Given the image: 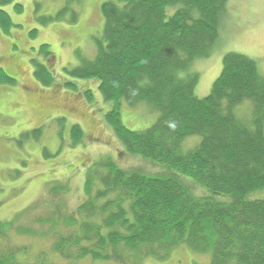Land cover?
<instances>
[{
	"label": "trees",
	"instance_id": "trees-1",
	"mask_svg": "<svg viewBox=\"0 0 264 264\" xmlns=\"http://www.w3.org/2000/svg\"><path fill=\"white\" fill-rule=\"evenodd\" d=\"M12 1L0 0L1 26L9 25L1 5ZM78 1L63 0L42 19L73 22ZM226 6L227 0L101 1L94 55L78 51L79 63L64 70L98 80L112 104L105 119L124 150L157 168H121L111 156L99 157L85 172V198L74 210L65 205L67 184L49 182L41 202L52 205L50 213L31 215L29 205L0 221V264H55L46 251L20 262L27 251L12 233L49 237L50 251L69 264L87 256L141 264L182 246L208 253L207 264H264V199L250 197L264 189V75L255 60L231 51L210 92H194L193 62L212 51ZM34 76L44 85L52 78L41 63ZM0 79L13 81L1 69ZM123 103L143 104L156 119L131 129L121 120ZM71 131L79 140L80 129Z\"/></svg>",
	"mask_w": 264,
	"mask_h": 264
},
{
	"label": "rangeland",
	"instance_id": "rangeland-1",
	"mask_svg": "<svg viewBox=\"0 0 264 264\" xmlns=\"http://www.w3.org/2000/svg\"><path fill=\"white\" fill-rule=\"evenodd\" d=\"M101 1L76 2L73 22L42 19L55 15L63 0H13L1 5L9 25H0V69L14 78L5 83L0 79V221L10 220L29 205H34L31 215L50 213L52 205L41 201L52 181L67 184L65 205L74 210L85 198V172L99 157L111 156L121 168L144 172L157 168L124 150L105 119L112 104L104 100L98 80L72 77L64 70L79 63L78 51L88 58L94 55L92 37L102 30ZM226 8L212 51L192 65L199 76L194 92L200 98L210 92L227 52L252 58L264 75V0H227ZM44 46L51 52L48 56ZM38 63L52 75L47 85L34 76ZM239 111L247 115L244 107ZM156 116L143 104L121 106V120L131 129L150 126ZM73 125L81 131L79 140L73 138ZM32 129H39L38 133H29ZM250 197L264 199V189ZM11 239L27 251L18 256L20 262L28 263L46 251L51 262L69 264L50 251L49 237L12 233ZM208 260V253L182 246L164 260L147 258L141 264H207ZM70 264L116 263L87 256Z\"/></svg>",
	"mask_w": 264,
	"mask_h": 264
},
{
	"label": "flooded vegetation",
	"instance_id": "flooded-vegetation-1",
	"mask_svg": "<svg viewBox=\"0 0 264 264\" xmlns=\"http://www.w3.org/2000/svg\"><path fill=\"white\" fill-rule=\"evenodd\" d=\"M3 71H5V70L3 69ZM5 72H6L7 75L11 76L7 71H5ZM11 77H12V76H11Z\"/></svg>",
	"mask_w": 264,
	"mask_h": 264
}]
</instances>
